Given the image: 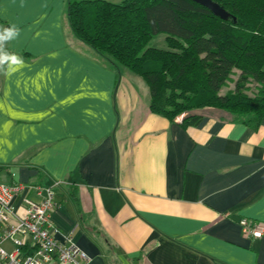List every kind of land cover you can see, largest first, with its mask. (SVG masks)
<instances>
[{
    "label": "crops",
    "instance_id": "obj_1",
    "mask_svg": "<svg viewBox=\"0 0 264 264\" xmlns=\"http://www.w3.org/2000/svg\"><path fill=\"white\" fill-rule=\"evenodd\" d=\"M67 2L0 0V27L20 29L6 48L25 61L0 73V182L52 187L57 239L88 264H264V238L238 226L264 222V122L151 113L142 80L74 37Z\"/></svg>",
    "mask_w": 264,
    "mask_h": 264
},
{
    "label": "trees",
    "instance_id": "obj_2",
    "mask_svg": "<svg viewBox=\"0 0 264 264\" xmlns=\"http://www.w3.org/2000/svg\"><path fill=\"white\" fill-rule=\"evenodd\" d=\"M221 20L191 0H68L74 37L142 80L149 111L186 128L205 108L256 130L264 122V0H212ZM165 35V49L150 46ZM235 75L233 88L221 92Z\"/></svg>",
    "mask_w": 264,
    "mask_h": 264
},
{
    "label": "built area",
    "instance_id": "obj_3",
    "mask_svg": "<svg viewBox=\"0 0 264 264\" xmlns=\"http://www.w3.org/2000/svg\"><path fill=\"white\" fill-rule=\"evenodd\" d=\"M26 189L38 199L23 198L20 212L14 202ZM57 208L52 187L0 182V264H88L70 238L57 239L58 229L51 221ZM238 226L244 238H264V222L240 219Z\"/></svg>",
    "mask_w": 264,
    "mask_h": 264
},
{
    "label": "clouds",
    "instance_id": "obj_4",
    "mask_svg": "<svg viewBox=\"0 0 264 264\" xmlns=\"http://www.w3.org/2000/svg\"><path fill=\"white\" fill-rule=\"evenodd\" d=\"M20 35V29L12 24L0 27V73L12 75L25 66L24 58L7 50L6 45Z\"/></svg>",
    "mask_w": 264,
    "mask_h": 264
},
{
    "label": "water",
    "instance_id": "obj_5",
    "mask_svg": "<svg viewBox=\"0 0 264 264\" xmlns=\"http://www.w3.org/2000/svg\"><path fill=\"white\" fill-rule=\"evenodd\" d=\"M192 2L204 7L210 11L214 16L218 17L221 20L227 21L231 20L235 22V18L230 15L226 10H224L218 3L212 0H191Z\"/></svg>",
    "mask_w": 264,
    "mask_h": 264
},
{
    "label": "rangeland",
    "instance_id": "obj_6",
    "mask_svg": "<svg viewBox=\"0 0 264 264\" xmlns=\"http://www.w3.org/2000/svg\"><path fill=\"white\" fill-rule=\"evenodd\" d=\"M107 1H113V0H107ZM165 35L164 34H159L157 35L151 42H150V46L156 47V48H160V49H165ZM235 75L231 76L229 81L226 82L225 87L222 89L221 92H226L228 90H231L233 88V81L235 80ZM6 246V245H5ZM8 248V245H7Z\"/></svg>",
    "mask_w": 264,
    "mask_h": 264
}]
</instances>
